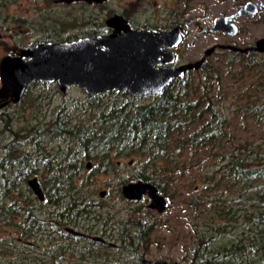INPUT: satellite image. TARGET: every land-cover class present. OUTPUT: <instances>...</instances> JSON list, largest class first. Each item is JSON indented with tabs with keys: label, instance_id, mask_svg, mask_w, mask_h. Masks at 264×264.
<instances>
[{
	"label": "trees",
	"instance_id": "trees-1",
	"mask_svg": "<svg viewBox=\"0 0 264 264\" xmlns=\"http://www.w3.org/2000/svg\"><path fill=\"white\" fill-rule=\"evenodd\" d=\"M11 1L14 0H0V15ZM110 1L69 3L56 0L58 4H68L66 6L77 2L87 6L93 4L94 10L87 14L74 10L65 13L53 11L52 17H59L60 21L53 22L52 18L46 17L40 26L47 32L31 44L106 34L111 31L106 21L116 14L123 15L132 24L130 17L133 11L131 14L118 13ZM48 21L52 24L48 25ZM152 29L159 30L156 27ZM233 62L232 59L231 65L236 66ZM218 66L222 67H202L200 71L204 75L198 80L191 78L192 73L184 79L175 80L164 94L147 95L152 97V101L147 103L140 102L146 96L135 97L123 91L87 95L82 102L74 105V111L65 104L61 105L50 122L44 124L48 128L31 126L23 129L21 137L14 134L4 145L0 140V152L5 154L0 159V221H3L0 223L17 233L11 238L0 236V250L6 257V264H28L29 260L25 261L20 256L16 245L19 243L20 249L21 243L31 245L38 239L37 233L46 230L52 217L48 205L60 208L64 203L70 204L60 214L56 209V221L67 217V212H85L91 207V201L78 190L73 180L79 171L87 167L84 166L86 159L96 160L99 169L106 172L119 167L115 158L133 156L138 159L139 167L129 177L155 184L165 196L170 195L168 190L171 186L178 187V177L189 175L193 167L200 166L198 161L201 158L196 159V156L210 157L211 164L202 166V185L196 183L197 178L187 185L189 190L198 186V192L205 191L202 198L194 196L188 201L191 209L199 212L200 219L195 228L197 244L193 258L203 264L217 261L252 264L261 258L264 260V142L250 148L233 145L230 150L225 146L224 150L220 149L228 137L230 121L223 117L219 98L215 100L214 97L215 86L222 91L224 83ZM232 78L235 81H250L253 85L242 94L235 115L242 120L264 123V72L247 80L237 70ZM32 84L54 86L55 91L61 92L56 82L33 81L23 98L30 95ZM78 111H81L80 115ZM3 112L4 116H8L7 111ZM4 123V133L14 131V122L5 120ZM46 140L49 143L67 142L69 150L65 154L64 151L54 152V148L47 149L43 144ZM34 148L39 150L36 155L40 158L30 153ZM42 163L50 171L49 175L40 174ZM34 177L40 178L46 193L44 201L29 185V180ZM135 226L138 227V237L145 239L148 232H145L144 225ZM230 234L235 236L229 237ZM62 243L54 247L56 262L67 258ZM26 244L23 245L29 247ZM27 250L32 249H24L25 255H28Z\"/></svg>",
	"mask_w": 264,
	"mask_h": 264
},
{
	"label": "rangeland",
	"instance_id": "rangeland-1",
	"mask_svg": "<svg viewBox=\"0 0 264 264\" xmlns=\"http://www.w3.org/2000/svg\"><path fill=\"white\" fill-rule=\"evenodd\" d=\"M241 4L237 0L110 1V5L118 13L123 14L127 12L131 14V11H133L130 17L133 28L152 29V27H156L159 30H167L178 25L179 21L193 19V22L185 24L184 40L178 47V62H194L204 55L207 48L213 45L240 44L243 40L242 36L230 38L221 33L211 32L209 28L214 25V20L217 16L233 13ZM66 5L68 4H58L56 0H14L8 3L0 15V61L6 55H11L19 52L22 48L33 46L31 43L40 37L42 33L47 32L40 26V22L44 21L46 17L52 18L53 22L60 21L59 17H52L53 11L65 13L74 10L76 13L83 12L87 14L89 12L92 13L94 10L93 4L87 6L77 2L71 6ZM61 15L64 16L63 14ZM47 24L52 23L48 21ZM257 26L252 25L250 37L256 38L264 34V23L259 27ZM20 44L25 45L21 46ZM230 54L232 53L223 52L219 48L211 57V65H222V67L218 66V68L224 79L222 89L224 93L218 86H215L214 97L215 100L219 98L220 112L223 117L228 118L230 121V126L227 127L228 137L224 139L223 147L220 148L221 150H224V146L230 150L233 145L249 146L250 148V146L253 147V145L264 142V123H256L255 120L251 119L242 120L239 116L235 115L237 111L236 106L240 104L239 101H242V94L247 89V84L251 83H248L246 80H233V73L239 70L240 67L238 64L231 67L224 65L226 56ZM190 73H192L190 75L191 78L197 80L201 75H204L200 70H192ZM253 76L254 74H250L249 78ZM1 86L0 79V88ZM54 88V86L49 85L32 84L29 96L27 95L17 104L12 102L9 105L7 104L8 106L0 111V140L2 141V145L9 141L14 134H18L21 137L25 128H30L31 126L38 127V129L43 127L48 128L44 124L50 122V119L60 110L61 105L65 104L67 108L73 110L74 105L82 102L87 95L82 88L77 86L69 87L66 92L62 90L61 92H57ZM151 101L152 97L148 96L140 100V102L145 103ZM3 111H7L8 116H4L5 113ZM78 114L80 115L81 111H78ZM5 120L14 122L15 128L13 132L5 131L4 133ZM43 144L47 146V149L54 148L53 151H57L58 153L64 151L66 154L69 150L67 142L49 143L46 140ZM30 153L32 156L37 157L36 154L39 153V150L34 148ZM3 157H5V154L0 152V159ZM82 157L85 158L84 155ZM58 158L59 160H63L62 157ZM112 158H115V156ZM198 158H201L198 161L200 162V166L193 167L189 175L187 173L185 176L178 177V187H174L178 191H175L173 186L169 188L170 195L167 196L169 203L163 212L148 208L147 202H129L121 197L122 186L128 182L137 181L136 178L131 179L129 177V175H134L139 167L138 159L135 156L115 158L114 161L117 164L119 163V167L115 171L110 170L106 172L99 169L96 160L86 159L84 166L86 167L87 163L91 162V168L86 167L85 170L79 171L73 180L76 182L78 190L91 201L93 207L90 208L96 209V213H102L103 216H106L109 210V212L113 213V218L135 220L133 223H136L138 220L143 222L144 230L148 232L146 236L148 241L145 247H141L140 249L143 251L147 249L150 252L147 256L148 264H162L163 262L188 264L193 261V251L197 244L195 228L199 223L198 220H200L198 218L199 212L192 210L188 201L194 196H201L202 198L205 191L198 192V186L189 190L187 185L195 178H197L196 183L202 185L200 178L202 166L207 163L211 164V158L206 155L201 157L196 156V159ZM53 166L54 164L52 168ZM39 167L40 174L49 175L50 171L46 169L44 163ZM205 168L208 170L207 167ZM104 190L106 194L103 197L101 196V192ZM206 190L209 191V189ZM103 205V208L98 207ZM47 207L54 212V205H48ZM90 212L92 213V211ZM128 217H133L134 219H128ZM55 221L56 218L53 214L50 223ZM6 235L15 236L17 233L9 226H5L4 223H0V236L6 237ZM228 236L234 237L235 234ZM74 242L76 247L72 245V247H68V249L63 251L68 256L65 260L71 261V264H80L76 260L80 244L75 240ZM120 244L124 245L119 240ZM24 249H28V247H22L20 251H24ZM8 250H10V247ZM1 255L4 257L2 250H0Z\"/></svg>",
	"mask_w": 264,
	"mask_h": 264
},
{
	"label": "water",
	"instance_id": "water-1",
	"mask_svg": "<svg viewBox=\"0 0 264 264\" xmlns=\"http://www.w3.org/2000/svg\"><path fill=\"white\" fill-rule=\"evenodd\" d=\"M63 1L101 3L104 0ZM262 8L264 2H248L233 15L217 16L212 30L236 34L234 19ZM187 21L191 22L192 19ZM106 23L112 29L106 34L60 42L44 40L22 48L16 54L4 56L0 61V100L4 101L1 108L10 99L19 103L33 81L56 82L62 91H66L67 87L77 86L88 94L123 91L135 97L162 95L177 77L183 78L186 71L199 69L201 66V61L177 67L169 65L175 60V54L170 49L181 44L185 32L183 26L165 31L132 28L120 14L108 18ZM233 48L239 50L237 47ZM87 167L91 168V162ZM29 185L43 200L44 193L38 177L30 179ZM122 194L130 200H141L148 194L151 197L150 208L159 212L167 208L166 196L151 182H128L122 186Z\"/></svg>",
	"mask_w": 264,
	"mask_h": 264
},
{
	"label": "flooded vegetation",
	"instance_id": "flooded-vegetation-1",
	"mask_svg": "<svg viewBox=\"0 0 264 264\" xmlns=\"http://www.w3.org/2000/svg\"><path fill=\"white\" fill-rule=\"evenodd\" d=\"M237 1L242 4L239 6V8L236 11L227 15H233L237 13L242 7H245L246 3L248 2H255V3L264 2V0H237ZM187 20L188 19H186L185 21H179L177 23L178 25L176 26H183L185 29V24L193 22V19L191 22H188ZM263 21H264V8L259 9L256 12H248L246 14L236 17L234 19V23L237 25L236 34H225L221 31H214L212 30L213 26L209 28L211 32L221 33L222 35L230 38L242 36L243 40L240 44L237 43L220 44V45L218 44L207 48L204 52V55L201 56L198 60H196V61H201L200 69L202 67L211 65L212 64L211 57L215 54V52L219 48H221L223 52L227 51L232 53L229 56H226L224 65L231 67L232 66L231 60L233 59L234 61L233 63L239 65L240 69L238 70V72L243 74L244 78L246 77V79L248 80L254 78V76L259 77L261 75V71L264 72V34H261L256 38L250 37V30L252 25H258L257 27H259L261 26V24L264 23ZM184 36H185V32H184ZM184 36L182 42L184 40ZM222 45L237 47L239 48V50H235L233 47L223 48L221 47ZM178 47L170 49V51L173 54H175L174 62L169 64L172 67H177L186 63H191V62H178V58H179ZM211 48L214 49L210 53H207ZM200 69H196V70H200ZM192 70L186 71L183 78L177 77L175 80L186 78ZM250 74H254V76L249 78ZM247 82L250 83V81ZM249 85L250 84H247L246 86L248 90H250V88L253 86V85L250 86ZM102 93L104 92L95 93V94H88V93L86 94L97 95ZM8 101H9L8 105L11 102L14 103L11 99ZM3 103L4 101L0 100V111H2L6 106H8L6 105L5 107L1 108V105ZM43 193H44L43 200H41L37 196L41 201H44L46 199V193L44 190ZM105 194H106L105 190L101 192V196L104 197ZM121 194H122V188H121ZM121 197L129 202H142V203L147 202L146 204L148 208H150L149 204L151 202V197L148 194H146L141 200L126 199L123 194L121 195ZM166 198L168 204L169 198L167 196ZM67 206H70L68 202L62 204L60 208L56 207L54 212L57 209V213L60 214L61 210L63 208L65 209ZM91 207H93V204H91ZM98 207L103 208L104 205ZM150 209L156 210L153 208ZM88 211H92V213L91 212L89 214L86 213ZM96 211H97L96 209L89 208L85 212H81V211L73 212V213L67 212L65 214V216L67 217H65L60 221H55L50 223L49 220L47 222L48 227L45 228L46 229L45 231L42 230L41 233L39 232L37 233L39 237L38 239H35V242L33 244L32 242L31 245H28L26 243H21L20 246L21 249L22 247H26L23 244L28 245L32 249L26 251L28 252V255H25L23 253V250L22 253L20 252L21 249L19 248V243L18 246L16 245L17 252L20 253V256L23 257L25 261L29 260L28 264H71V261H66V260L61 262H56L54 258V247L55 244L59 243L61 245V243L64 242L62 244L64 245L63 250H65L68 249V247H72L71 245L68 244L72 243L73 246H75L74 245L75 243L74 240H75L78 242V244H80L78 248V257L76 258V260H78L80 264H148L149 262L147 260V256L149 255L150 252L147 249H145L146 251L140 249L141 247H145L148 239L147 238L140 239L136 234V230L138 227L135 226V224H140L143 222H140L141 220H138L136 221V223H133V221L135 220L130 221V220L113 218V213L109 212V210L106 216H103L102 213L101 214L96 213ZM54 212L52 211V215L54 214ZM8 237L11 238V236ZM119 240L122 241L124 245L122 244L119 245ZM193 257H194V251H193ZM193 257H192L193 261L189 262L188 264H203L195 261ZM35 259L41 263H38ZM0 264H6V257L0 256ZM162 264H170V263L163 262ZM209 264H228V263H220L219 261H217ZM229 264H249V263L237 262V263H229ZM252 264H264V260L261 258L260 261L257 262L255 261Z\"/></svg>",
	"mask_w": 264,
	"mask_h": 264
},
{
	"label": "bare ground",
	"instance_id": "bare-ground-1",
	"mask_svg": "<svg viewBox=\"0 0 264 264\" xmlns=\"http://www.w3.org/2000/svg\"><path fill=\"white\" fill-rule=\"evenodd\" d=\"M221 24V23H220ZM222 25V24H221ZM214 26V25H213ZM223 26V25H222Z\"/></svg>",
	"mask_w": 264,
	"mask_h": 264
}]
</instances>
